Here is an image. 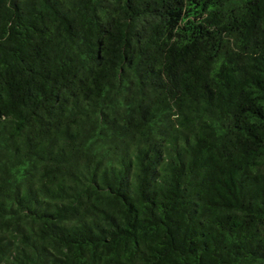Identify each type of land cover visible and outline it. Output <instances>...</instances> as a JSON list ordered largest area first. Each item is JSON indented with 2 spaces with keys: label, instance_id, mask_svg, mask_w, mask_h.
<instances>
[{
  "label": "trees",
  "instance_id": "obj_1",
  "mask_svg": "<svg viewBox=\"0 0 264 264\" xmlns=\"http://www.w3.org/2000/svg\"><path fill=\"white\" fill-rule=\"evenodd\" d=\"M0 264H264V0H0Z\"/></svg>",
  "mask_w": 264,
  "mask_h": 264
}]
</instances>
